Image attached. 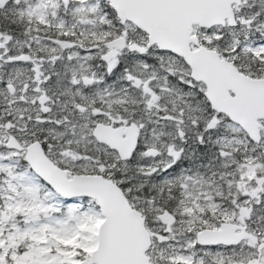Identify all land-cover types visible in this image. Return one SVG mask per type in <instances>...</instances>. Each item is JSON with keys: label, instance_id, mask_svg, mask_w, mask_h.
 Masks as SVG:
<instances>
[{"label": "snow or ice", "instance_id": "snow-or-ice-1", "mask_svg": "<svg viewBox=\"0 0 264 264\" xmlns=\"http://www.w3.org/2000/svg\"><path fill=\"white\" fill-rule=\"evenodd\" d=\"M0 264H264V0H0Z\"/></svg>", "mask_w": 264, "mask_h": 264}]
</instances>
